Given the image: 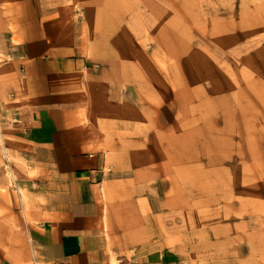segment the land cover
Listing matches in <instances>:
<instances>
[{
    "label": "rangeland",
    "instance_id": "rangeland-1",
    "mask_svg": "<svg viewBox=\"0 0 264 264\" xmlns=\"http://www.w3.org/2000/svg\"><path fill=\"white\" fill-rule=\"evenodd\" d=\"M93 2L72 0L78 16L69 20L88 23ZM97 2L102 28L92 34L112 40L101 51L117 57L111 115L124 126L99 117L92 124L97 137H115L113 149L98 143L109 155L105 172L114 155L123 173L105 187L108 235L128 249L111 251V264H143L137 253L158 247L169 264H264V0ZM3 38L4 87L21 77L22 63L10 64ZM1 94L0 111L11 98ZM3 141L0 155H8ZM5 162L0 171L12 189ZM11 243L0 246V264L16 262L21 241Z\"/></svg>",
    "mask_w": 264,
    "mask_h": 264
},
{
    "label": "crops",
    "instance_id": "crops-1",
    "mask_svg": "<svg viewBox=\"0 0 264 264\" xmlns=\"http://www.w3.org/2000/svg\"><path fill=\"white\" fill-rule=\"evenodd\" d=\"M93 1L88 23L69 20L78 16L72 0H7L0 9L10 64L22 63L21 77L0 84L1 93H11L0 111L8 150L0 160L16 182L6 188L0 171V246L6 250L12 240L21 241L14 264H111V251L127 255L105 226L106 184L123 173L114 155V170L105 172L109 155L98 143L113 149L115 137H97L92 124L99 117L111 119L110 128L124 126L111 115L117 113L112 91L121 76L117 57L101 51L112 40L92 34L101 31L103 20ZM80 23L90 34H80ZM127 122L125 128H132ZM122 141L127 145V137ZM166 253L158 247L137 255L143 264H169Z\"/></svg>",
    "mask_w": 264,
    "mask_h": 264
},
{
    "label": "bare ground",
    "instance_id": "bare-ground-1",
    "mask_svg": "<svg viewBox=\"0 0 264 264\" xmlns=\"http://www.w3.org/2000/svg\"><path fill=\"white\" fill-rule=\"evenodd\" d=\"M172 6V5H171ZM197 7V6H196ZM201 14V13H200ZM202 15V14H201ZM195 17V16H194ZM203 19V18H202ZM202 19H201V22H202ZM192 20V19H191ZM198 20V19H197ZM151 22V21H150ZM193 22V21H192ZM189 23V22H188ZM199 24H201V23H199ZM178 26V25H177ZM181 26V25H180ZM182 28V27H181ZM187 28V27H186ZM185 31H186V29H185Z\"/></svg>",
    "mask_w": 264,
    "mask_h": 264
}]
</instances>
